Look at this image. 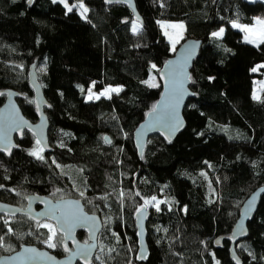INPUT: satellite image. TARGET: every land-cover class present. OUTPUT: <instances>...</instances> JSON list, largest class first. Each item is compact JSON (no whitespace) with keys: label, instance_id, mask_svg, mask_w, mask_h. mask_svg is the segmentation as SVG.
<instances>
[{"label":"trees","instance_id":"trees-1","mask_svg":"<svg viewBox=\"0 0 264 264\" xmlns=\"http://www.w3.org/2000/svg\"><path fill=\"white\" fill-rule=\"evenodd\" d=\"M67 2H83L86 18L59 1L0 0V91L19 92L18 107L34 122L25 74L35 64L52 149L43 153L24 133L9 158L0 154V201L22 206L27 195L81 201L103 223L92 264H232L227 237L242 202L264 185V89L251 97L262 77L252 69L264 65V41L243 43L231 24L263 15L264 0H133L142 25L122 6ZM158 21L182 22L179 44L193 39L201 46L189 72L184 129L168 144L150 137L138 157L132 133L153 108L157 73L172 56ZM221 27L222 37H213ZM89 86L121 90L85 102ZM152 197L147 257L138 263L132 217ZM246 229L235 245L240 263L264 264V194ZM0 237V256L21 245L62 256L59 237L25 217L1 219Z\"/></svg>","mask_w":264,"mask_h":264},{"label":"water","instance_id":"water-1","mask_svg":"<svg viewBox=\"0 0 264 264\" xmlns=\"http://www.w3.org/2000/svg\"><path fill=\"white\" fill-rule=\"evenodd\" d=\"M105 6L118 5L127 8L131 13V19L134 23L142 25L138 17L133 0H112ZM29 4V3H28ZM201 41L188 39L175 48L172 56L169 57L160 67L157 73V79L160 86V93L152 109L144 116L142 122L132 133V144L140 157L147 140L150 137L157 136L165 143H171L176 135L184 129L182 111L185 103L192 97L189 90L190 69L197 59ZM183 66L181 80L183 83L181 89L182 98L176 104V98L172 89V79L180 66ZM26 82L32 95V108L35 116L34 122L25 119L18 107L17 100L23 99V96L14 90L7 89L0 91V97L3 102L0 106V154L9 158L13 150L19 147L17 142L21 141L23 134L26 133L35 141L43 153L48 154L52 151L48 141V121L44 114V109L48 107L47 101L42 94L41 87L35 72V64L32 63L26 70ZM175 105L174 120L181 122L182 126L172 129L167 126L162 117H165ZM6 137V139H4ZM105 140V139H104ZM107 143V141L105 140ZM1 190V188H0ZM264 194V185L255 189L241 204L238 210V217L230 231L227 241L229 243L228 255L232 264H237L240 260L235 252V245L246 238V225L251 221L256 211L259 199ZM75 202H79L78 206ZM251 202V204H250ZM25 207L4 203L0 201V218L12 219L17 216L28 218L34 224L48 222L53 225L56 235L61 237L60 249L63 257H55L52 253L43 248H37L33 245H21L18 250L9 254L0 256V264H92L94 256L98 249L97 239L103 224L97 214H89L84 211L80 201L66 198L51 200L48 197L39 195H27L24 197ZM67 217V221L61 219L58 223L56 217ZM73 216H79L78 221L73 220ZM94 217V220L91 219ZM133 224L135 238L137 243L136 261L142 263L147 257V245L145 242V225L149 219V211L145 207H140L133 213ZM82 233L85 242L77 239V234ZM219 241V243H217ZM215 249L221 247V239H216L213 243ZM27 249L34 251L28 252ZM81 249L87 252V255H81Z\"/></svg>","mask_w":264,"mask_h":264},{"label":"rangeland","instance_id":"rangeland-1","mask_svg":"<svg viewBox=\"0 0 264 264\" xmlns=\"http://www.w3.org/2000/svg\"><path fill=\"white\" fill-rule=\"evenodd\" d=\"M57 1H59V0H57ZM245 1L252 2V1H256V0H245ZM61 4L63 5V3H61ZM63 7H64V5H63ZM77 11L81 15V11L82 10L77 8ZM260 22H264V14L261 15V16L254 17L252 22L250 24H248V25H240L241 27L234 28V27H232V24H231V27L234 30H237V31H239L241 33V41L243 43H246V44H249V45H252V46H257L258 44H260L261 42L264 41V23H260ZM161 24L164 25L163 28L161 27ZM180 25H183V23L180 22V21H172V22L171 21H158L157 22V26H158V29H159L161 35L164 37L165 41L168 43V49H169L170 53L174 52L172 50L173 42H175V48H176V46H178L180 40L183 37L184 26L183 27H179ZM241 28H246L249 31H247V32L242 31ZM219 29L216 30L215 32L219 31ZM165 33H167V35H165ZM245 37H247L249 40H252L253 42L252 43L246 42ZM257 66H259V65H257ZM261 69H264V67L258 68V70L256 71V72L259 71V73H261L262 77L260 79H258V80H255L254 83H253L252 91H251V97L252 98H253V94L254 93H255L256 96L259 97V94H260L261 90L264 89V71H260ZM37 71H39V69H37ZM109 88H117V87H105L104 89H102L99 92H93L92 91V86H89L87 91H86V93H85L84 101L88 102V101L97 100L96 97L101 92H105V89H109ZM89 89H91V93L89 92ZM111 92L112 91H108V92L105 93V95H100L99 98H107V96ZM90 96H91V98H89ZM149 201H150V203L147 206H145V203H144L145 200H142L140 207L142 206V207H145L147 209L149 207H153V208L156 207V202L155 201H152V200H149ZM41 225H47V224L42 223ZM47 229L49 230L48 227H47ZM49 233L52 234L50 231H49Z\"/></svg>","mask_w":264,"mask_h":264},{"label":"snow or ice","instance_id":"snow-or-ice-1","mask_svg":"<svg viewBox=\"0 0 264 264\" xmlns=\"http://www.w3.org/2000/svg\"><path fill=\"white\" fill-rule=\"evenodd\" d=\"M56 2H57V0H53V3H56ZM59 2H60V3H63V5H64V7L66 8L67 12H72L74 8H79L80 10H82V11H81V17H82V18H86V14H87V12H88V9H87V7H85V5L83 4V2L79 3L78 5L73 4V5H71V6H70L69 3L67 2V0H59ZM105 2H106V3H111L112 0H105ZM29 3H31V0H29ZM260 23H264V22H260ZM161 27L163 28L164 25L161 24ZM179 27H183V25H180ZM232 27H234V28H238V27H241V26L238 25V24H236L235 22H233ZM137 30H138V28H137V26L134 24V25H133V31H134V33H135ZM241 30H242V31H245V32L249 31V30L246 29V28H241ZM223 33H224V28H220L219 31H217V32H213V33H212V36L215 37V38H217V39H219V38L222 37ZM165 35H167V33H165ZM245 40H246V42H248V43H252V42H253L252 40H249L247 37H245ZM172 50L175 51V42H173V48H172ZM226 51H227V49H226ZM152 67L155 68V65H153ZM261 67H264V65H259V66H257V67H254V68L252 69V71H253V72H256V71L258 70V68H261ZM183 70H184V69H183V66L181 65L180 68H179V71L176 72L175 76L173 77V79H172V81H171V83H172L173 93H174L175 98H176V104H178V103H179V99L182 98V96H181V89H182L183 83H182V80H181V76H182V74H183ZM187 79L190 81V80H191V77H187ZM210 79H211V78H210ZM145 83H147V81H145ZM150 86H154V85H150ZM82 90H83V89H82ZM120 90H121L120 88H109V89H105V92H101L96 98L99 99V96H100V95H105V93L108 92V91H112V92H117V93H118ZM89 92L91 93V89H89ZM89 98H91V96H90ZM253 99H259V97L256 96L255 93H254V94H253ZM152 111L155 112V111H156V108L153 107ZM174 113H175V105H172V106H171V110H170V112H169L165 117H162V119L164 120V122L167 124L168 127H170V128H172V129L175 130V129L178 128V126H182V125H181V122H180V121H178V120H174ZM4 139H6V137H5ZM105 140L107 141V138H105ZM0 150H7V146H6L5 149H0ZM41 151H42V150H41ZM29 154H30V155H34V156H36L37 159H42V158H43L42 156H39L35 151L30 152ZM53 163H55V161H53ZM57 167H59V165H57ZM0 187H3V186L0 185ZM9 191H12V190L10 189ZM81 195H83V193H81ZM137 195H139V193H137ZM152 200L155 201L156 198H155V197H152ZM75 203H76V205L78 206V203H79V202H75ZM144 203H145V206H147V205L150 203V201H149V200H145ZM158 203H159V202H157V204H158ZM250 204H251V202H250ZM157 210L159 211V208H158V207H157ZM56 219H57V221H58V223H59V222L61 221V219H64L65 221H67L68 218L65 217V216H63V214H62L61 217H56ZM72 219L78 221V220L80 219V217H79V216H73ZM91 219L94 220V217L91 218ZM7 223H8V221H5V224H7ZM41 226H43V227H48V228H49V231H50L53 235L55 234L54 229H52V228L49 227L48 225H41ZM9 231L11 232L12 230L9 229ZM114 235H115V233H114ZM52 238H53L52 236H49V240H48V242H47L49 247H55V245L51 243ZM217 243H219V241H217ZM2 244H3V237H0V246H2ZM26 251H28V252H32V251H34V250H32V249H27ZM80 254H81V255H87V252H86L84 249H81V253H80ZM137 258L140 259V258H146V257H137ZM217 264H219V262H217ZM237 264H239V261H237Z\"/></svg>","mask_w":264,"mask_h":264},{"label":"flooded vegetation","instance_id":"flooded-vegetation-1","mask_svg":"<svg viewBox=\"0 0 264 264\" xmlns=\"http://www.w3.org/2000/svg\"><path fill=\"white\" fill-rule=\"evenodd\" d=\"M45 197V196H44ZM49 198V197H48ZM66 198H70V197H63V198H57V199H66ZM51 199V198H50ZM57 199H51V200H57ZM71 199H74V198H71ZM76 200H78V199H76ZM79 201V200H78ZM81 202V201H80ZM9 204V203H8ZM81 204H82V202H81ZM13 205V204H12ZM83 205V204H82ZM16 206V205H15ZM18 207H20V208H24L25 207V203H24V199H23V205L22 206H18ZM83 207H84V211L85 212H87V213H89V214H95V213H93V212H88L86 209H85V206L83 205ZM142 207V206H141ZM18 217V216H17ZM19 217H23V216H19ZM26 218V217H25ZM1 219H3V218H0V220ZM28 219V218H27ZM29 220V219H28ZM101 222H102V220H101ZM33 223V222H32ZM42 223H45V224H47V225H49L52 229H54L53 228V225L52 224H50V223H48V222H42ZM42 223H40V224H42ZM103 224V223H102ZM79 234V233H78ZM80 234H82V233H80ZM83 235V234H82ZM58 236V235H57ZM84 236V235H83ZM59 237V236H58ZM77 237V236H76ZM59 239H60V242H61V237H59ZM78 239V238H77ZM79 240V239H78ZM80 242H85V237L82 239V240H79ZM61 251V250H60ZM61 253H62V256L61 257H63L64 256V254H63V252L61 251ZM60 258V257H59Z\"/></svg>","mask_w":264,"mask_h":264},{"label":"bare ground","instance_id":"bare-ground-1","mask_svg":"<svg viewBox=\"0 0 264 264\" xmlns=\"http://www.w3.org/2000/svg\"><path fill=\"white\" fill-rule=\"evenodd\" d=\"M99 216V215H98Z\"/></svg>","mask_w":264,"mask_h":264}]
</instances>
